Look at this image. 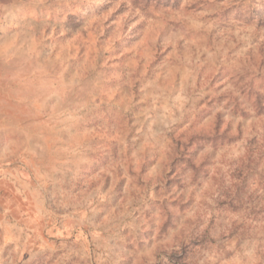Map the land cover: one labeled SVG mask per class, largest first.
Returning a JSON list of instances; mask_svg holds the SVG:
<instances>
[{
	"label": "rangeland",
	"instance_id": "obj_1",
	"mask_svg": "<svg viewBox=\"0 0 264 264\" xmlns=\"http://www.w3.org/2000/svg\"><path fill=\"white\" fill-rule=\"evenodd\" d=\"M0 10V264H264V0Z\"/></svg>",
	"mask_w": 264,
	"mask_h": 264
},
{
	"label": "clouds",
	"instance_id": "obj_2",
	"mask_svg": "<svg viewBox=\"0 0 264 264\" xmlns=\"http://www.w3.org/2000/svg\"><path fill=\"white\" fill-rule=\"evenodd\" d=\"M243 255L248 257L250 261L253 260L254 259V246L253 248H250L248 251L244 252Z\"/></svg>",
	"mask_w": 264,
	"mask_h": 264
},
{
	"label": "built area",
	"instance_id": "obj_3",
	"mask_svg": "<svg viewBox=\"0 0 264 264\" xmlns=\"http://www.w3.org/2000/svg\"><path fill=\"white\" fill-rule=\"evenodd\" d=\"M2 21H3V14H2V12L0 10V25H1Z\"/></svg>",
	"mask_w": 264,
	"mask_h": 264
}]
</instances>
